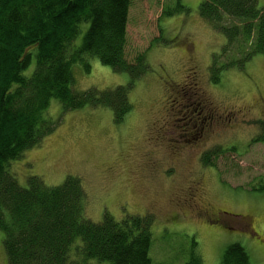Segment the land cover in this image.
Masks as SVG:
<instances>
[{"label":"rangeland","instance_id":"rangeland-1","mask_svg":"<svg viewBox=\"0 0 264 264\" xmlns=\"http://www.w3.org/2000/svg\"><path fill=\"white\" fill-rule=\"evenodd\" d=\"M200 1L131 0L125 54L132 60L146 51L148 68L129 90L123 120L115 123L104 107L62 111L52 99L47 115L55 129L10 161L8 171L22 187L32 175L47 186L77 176L93 222L104 213L146 220L152 263L184 264L194 251L200 264H220L224 248L239 243L250 264H264V141H254L264 122V55L212 72L214 56L222 55L218 67L241 53L235 47L222 54L225 37L198 15ZM178 4V12L162 13ZM258 6L264 9V0ZM85 59L87 72L77 62L71 67L73 90L128 83L126 72ZM217 210L226 224L206 220ZM0 264H8L1 230Z\"/></svg>","mask_w":264,"mask_h":264},{"label":"trees","instance_id":"trees-1","mask_svg":"<svg viewBox=\"0 0 264 264\" xmlns=\"http://www.w3.org/2000/svg\"><path fill=\"white\" fill-rule=\"evenodd\" d=\"M131 0H0V230L8 264H160L149 257L151 231L139 217L100 222L84 214L80 179L67 175L47 186L38 176L20 186L8 171L10 161L55 129L47 111L55 99L62 111L85 106L108 108L115 123L130 110L129 90L145 73L146 51L132 60L125 54ZM183 6L162 13L170 15ZM197 13L225 37L222 54L236 47L241 57L212 72L264 55V9L258 0H201ZM87 23L79 46L74 39ZM154 40V39H153ZM96 57L114 71L126 72V85L73 90L71 67L87 72ZM240 56V55H239ZM34 67L24 74L31 63ZM217 77L213 76L216 82ZM254 141H264V122ZM218 152V151H217ZM79 239V240H78ZM78 240V241H77ZM196 242L193 241V249ZM194 251L184 264H200ZM220 264H250L239 243L228 244Z\"/></svg>","mask_w":264,"mask_h":264},{"label":"flooded vegetation","instance_id":"flooded-vegetation-1","mask_svg":"<svg viewBox=\"0 0 264 264\" xmlns=\"http://www.w3.org/2000/svg\"><path fill=\"white\" fill-rule=\"evenodd\" d=\"M204 211H208V210H204ZM222 211L221 210H217L216 212H206V213H208V214H206L208 217H206V220L208 221H210V220H213V219H219V221L221 222V223H224V224H226V221H225V219L223 220V218H219V215H220V213H221ZM250 220H252L251 218H249ZM246 227H248L249 229H251L250 227H249V223H246Z\"/></svg>","mask_w":264,"mask_h":264}]
</instances>
